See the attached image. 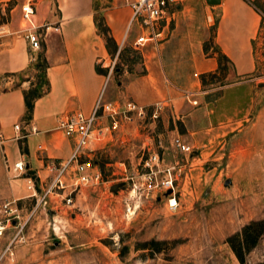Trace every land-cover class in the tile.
<instances>
[{
    "label": "rangeland",
    "instance_id": "374dc122",
    "mask_svg": "<svg viewBox=\"0 0 264 264\" xmlns=\"http://www.w3.org/2000/svg\"><path fill=\"white\" fill-rule=\"evenodd\" d=\"M32 1L34 12L39 11L43 0ZM48 1L52 16L55 5ZM109 2L96 0L99 6ZM183 2L176 31L199 36L207 23L201 42L212 46L216 12L203 0ZM254 3L264 22V0ZM263 22L262 34L253 43L256 67L249 73L231 74L227 63L225 70L212 78L206 75L201 83L200 75L206 72L194 76L189 70L199 80L190 84L181 70L162 72L177 92L174 98L164 96L172 105L160 112L154 125L128 123L111 140L104 136L93 141L102 180L82 187L69 207L60 203L49 214L36 205L41 191L37 177L33 195L25 187L24 174L9 169L12 161L7 163L0 148V264H239L224 237L247 220L264 217V58L259 56L264 52ZM136 33L129 26L121 46L128 47L123 53L130 60L110 57L113 63L101 94L105 100L132 99L124 84L145 72L140 49L160 42L148 41L137 49L131 45ZM182 89L190 90L195 102L185 98ZM174 137L189 150L177 148ZM144 142L157 149L159 168L172 166L177 173L172 189L142 191L139 161L145 155ZM148 239L160 240L158 250L152 244L141 247ZM246 259L264 262V234Z\"/></svg>",
    "mask_w": 264,
    "mask_h": 264
},
{
    "label": "crops",
    "instance_id": "0c3cea01",
    "mask_svg": "<svg viewBox=\"0 0 264 264\" xmlns=\"http://www.w3.org/2000/svg\"><path fill=\"white\" fill-rule=\"evenodd\" d=\"M0 1V148L7 163L21 159L28 169L34 170L35 177L43 180L47 177L44 162L66 158L72 147V139L57 128V118L74 109L88 113L108 81L109 74L106 76L94 68L101 59L106 61L110 56L96 31L93 5L101 8L116 43L128 31L130 10L121 0H110L105 6H99L96 0H53L56 14L51 16L47 13L49 1L40 3L33 19L47 25L40 28L43 33L39 37L38 50L48 63L49 86L44 94L34 99L31 117L24 122L22 88L27 87L28 80H19L17 73L26 67L37 50L30 51L18 31L20 4L17 0L10 4ZM203 3L210 12H216L212 46L204 50L201 42L206 33L203 26L207 23H200L199 36L176 31L178 18L184 14L182 1L169 37L153 47L148 43L140 49L145 72L124 84L131 100L147 103L166 94L176 97L177 92L170 86L174 84L171 80L165 82L161 73L181 70L182 77L190 80V84H197L198 78H192L189 70L192 73L213 71L217 66V52L227 57L231 74L240 75L255 69L253 43L262 34L263 20L254 0H217L214 3L203 0ZM45 17L47 21H43ZM36 31L39 35L38 28ZM259 56L264 58V52L259 51ZM4 73L8 75L2 76ZM14 123L18 124V129L13 127ZM19 139H22L24 152L19 149Z\"/></svg>",
    "mask_w": 264,
    "mask_h": 264
},
{
    "label": "built area",
    "instance_id": "2783aa9c",
    "mask_svg": "<svg viewBox=\"0 0 264 264\" xmlns=\"http://www.w3.org/2000/svg\"><path fill=\"white\" fill-rule=\"evenodd\" d=\"M183 0H121L128 6L130 13L127 28L133 25L137 33L132 39L131 45L140 49L148 41H162L167 38L172 28L177 9ZM34 2L32 0L22 1L19 5V27L18 31L26 40L28 49L36 51L40 48L37 28L47 27L45 23H37L33 19ZM1 33V30H0ZM127 30L121 40L117 43L122 46ZM113 60L101 59L99 65L105 67L106 76L110 73ZM198 76L199 72H193ZM185 98L190 99L191 91L182 89ZM189 97V98H188ZM195 102L194 99H190ZM172 105L170 97H161L148 103H138L133 100L118 101L117 99L105 100L101 93L96 98L91 110L83 113L78 109L68 111L57 118V128L62 133L72 139V147L68 156L64 159H48L44 162L47 177L38 179L41 191L36 199V205H41L45 211L54 209L61 203L63 206H71L73 197L78 195L82 187L93 185L101 181L100 171L93 158V141L103 140L104 136L113 138L128 123H141L142 128L150 124H155L160 112ZM107 118L108 123H103ZM15 129L19 126L13 124ZM174 144L182 151L189 150V146L180 142L178 137H174ZM160 146V139L157 140ZM145 155L140 157L139 165L142 171L140 176L147 189L155 190L160 188H171L172 181L177 173L170 168H159V154L157 149L151 144L144 142ZM14 174H24L25 187L30 190V194L36 195L35 179L26 173L24 162L19 159L13 161L9 166ZM164 171L160 176L157 172ZM47 178V179H46ZM52 197V199H50ZM174 204V203H173ZM172 204V205H173ZM5 206V203L3 204ZM170 205V204H169ZM2 225L0 223V230Z\"/></svg>",
    "mask_w": 264,
    "mask_h": 264
},
{
    "label": "trees",
    "instance_id": "16d2710c",
    "mask_svg": "<svg viewBox=\"0 0 264 264\" xmlns=\"http://www.w3.org/2000/svg\"><path fill=\"white\" fill-rule=\"evenodd\" d=\"M93 22L96 27L97 33L103 38L104 46L108 55L112 58H119L128 60L129 57L125 56L123 53L128 49V47H118L116 41L110 33V29L106 22L104 21L102 12L98 7L93 5L92 12ZM207 45H203V49L206 50ZM125 54V55H124ZM130 60V59H129ZM227 57L221 53L217 52V66L213 71H208L206 73H201L200 81L205 83L206 77H214L218 71L225 70L227 64ZM48 63L43 56L42 51L37 50L33 55V58L28 62L26 67L17 73L19 80H28V85L25 88H22V99L24 112L22 114V119L24 122H28L31 117V111L34 99L38 96L44 94L48 90V79L46 77V67ZM94 68L97 72L101 74L106 73V68L101 67L98 63L94 65ZM117 66L114 68L116 70ZM143 71V69H142ZM8 75L4 73L2 76ZM207 75V76H206ZM19 149L21 152L25 151L24 145L21 144L22 139H19ZM30 176L35 178L34 174ZM49 210V209H47ZM264 234V217L252 218L247 220L245 223L240 225V227L233 232L227 234L224 237V241L227 243L228 247L234 254L239 264H264L263 261L258 262H249L246 259L247 252L256 244L261 235ZM160 243V240L148 239L143 241L141 247H147V245H154V249L158 250L157 244Z\"/></svg>",
    "mask_w": 264,
    "mask_h": 264
},
{
    "label": "water",
    "instance_id": "95a60500",
    "mask_svg": "<svg viewBox=\"0 0 264 264\" xmlns=\"http://www.w3.org/2000/svg\"><path fill=\"white\" fill-rule=\"evenodd\" d=\"M216 1H217V0H207L208 3H214V2H216ZM24 166H25V168H26V173H27V174H32V173L34 172L33 169H28V168H27V163H24ZM121 183H122V182L113 183V184L110 186V188H111V189H114L116 186H118V185L121 184ZM47 212H48L49 214L52 213L51 210H47Z\"/></svg>",
    "mask_w": 264,
    "mask_h": 264
},
{
    "label": "bare ground",
    "instance_id": "6f19581e",
    "mask_svg": "<svg viewBox=\"0 0 264 264\" xmlns=\"http://www.w3.org/2000/svg\"><path fill=\"white\" fill-rule=\"evenodd\" d=\"M25 1V0H24ZM28 175H30V174H28ZM173 203H175V200L174 199H171L170 200V205H172Z\"/></svg>",
    "mask_w": 264,
    "mask_h": 264
}]
</instances>
